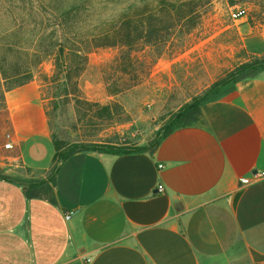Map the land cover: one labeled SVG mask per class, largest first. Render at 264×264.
<instances>
[{"label":"crops","instance_id":"1","mask_svg":"<svg viewBox=\"0 0 264 264\" xmlns=\"http://www.w3.org/2000/svg\"><path fill=\"white\" fill-rule=\"evenodd\" d=\"M233 22L222 30L236 26L246 55L263 57L264 29ZM40 98L30 85L6 94L14 152L1 167L10 175L54 166ZM202 113L154 153L72 154L56 173L55 203L0 179V264H264V72Z\"/></svg>","mask_w":264,"mask_h":264},{"label":"rangeland","instance_id":"2","mask_svg":"<svg viewBox=\"0 0 264 264\" xmlns=\"http://www.w3.org/2000/svg\"><path fill=\"white\" fill-rule=\"evenodd\" d=\"M24 1L0 0V48L18 43L26 50L30 48L32 54L37 53L36 43H39L38 38L46 28L36 25L33 13L20 9ZM35 1L55 6L51 9L53 15L61 10L78 13L79 16L69 23L78 25L83 22L84 32L102 23L110 24L130 3L140 9L147 4L152 7L160 5V0ZM71 3L79 5L78 8H70ZM235 5H244L248 10L244 17L254 26L264 29V0H237L235 4L229 0H212L200 8V22L188 36L184 39L174 37L167 44L151 74L122 92L112 93L109 90L131 81L132 77L120 70L115 62L119 52L116 48L95 49L88 55L89 64L79 78V91L71 85L70 93H64L63 87L53 81L56 68L53 57H46L45 54L41 55V62L38 56L28 57L27 65L34 69V74L31 81L22 86L30 85L38 90L53 138L63 141L67 147L70 144L124 142L147 145L172 113L193 97L207 92L214 82L246 62L245 58H248L247 61L252 59L241 47L243 42L236 26L222 30V22L234 23L229 13ZM50 23L48 32L52 30L55 19L51 18ZM229 41L235 46L234 56L228 47ZM151 50L158 53L159 49L153 46ZM139 51L144 58L149 49ZM1 55L0 49V68L11 72L18 60L13 56L6 57V61L1 60ZM14 82L0 72V168L8 161L7 156L14 152L13 148L5 147L6 134L11 132V121L2 101L3 92L6 97L10 91L7 88Z\"/></svg>","mask_w":264,"mask_h":264},{"label":"trees","instance_id":"3","mask_svg":"<svg viewBox=\"0 0 264 264\" xmlns=\"http://www.w3.org/2000/svg\"><path fill=\"white\" fill-rule=\"evenodd\" d=\"M211 1L160 0L159 7H152L147 4L141 9L136 4L130 3L124 7L120 16L110 24L102 23L98 27L84 32L83 22L78 25L69 23L70 20L79 16L78 13L61 10L59 14L53 15L51 9L55 6L51 7L35 0H25L20 9L33 13L36 17V25L41 28L45 27L46 30L40 34L39 43H36L37 53L31 54L30 48L26 50L18 43H10L7 47L0 48L2 51L1 60L6 61V57L10 56L16 57L18 60H16L17 62H15L11 72L3 69V67L0 68V72L2 71L7 77L15 80L7 90L22 86L31 81L34 74V69L27 65L28 57L30 55L38 56V61L41 62L42 56L45 54L46 57H53L55 62L53 81L62 86L64 93L68 95L71 85H74L75 91H79V78L89 64L88 55L92 51L100 48H116L119 52L115 62L120 70L132 76L130 79L132 82L127 81L123 85L110 87L109 90L112 93L122 92L151 74L154 64L162 56L167 44L174 37L184 39L185 36H188L200 22L202 17L200 8ZM229 2L235 4L237 0H229ZM78 6L76 3H71L70 8L77 9ZM51 18L55 19V23L52 30L48 32L47 29L51 26ZM153 46L158 47V53L151 50ZM140 49H149L144 58L140 56ZM261 72H264V56L252 57L250 61L241 63L214 82L207 92L193 97L172 113L167 122L158 130L156 137L147 145H129L128 142H124L117 144H70L67 147L63 141L54 138L57 152L54 166L46 176H13L0 168V179L22 185L28 198H45L55 203L56 173L60 162L72 154L83 150L114 154L154 153L163 139L176 129L198 124L203 116L202 105L206 101L215 99L226 91L235 88V85L240 81L257 77ZM2 96L3 107L7 110L4 92ZM257 258L259 261H264V257L257 256Z\"/></svg>","mask_w":264,"mask_h":264},{"label":"built area","instance_id":"4","mask_svg":"<svg viewBox=\"0 0 264 264\" xmlns=\"http://www.w3.org/2000/svg\"><path fill=\"white\" fill-rule=\"evenodd\" d=\"M247 8L244 6V5H235L231 8L230 10V17L232 19H239L241 17H244L247 15ZM6 138H7V141L5 143V147L6 148H12L13 147V143H12V134L11 133H7L6 134ZM161 167L163 166L162 164L160 165ZM261 176H264V171L260 173ZM243 181H246V179H244ZM163 189V188H161ZM72 217V213H67L66 214V218L69 219Z\"/></svg>","mask_w":264,"mask_h":264},{"label":"water","instance_id":"5","mask_svg":"<svg viewBox=\"0 0 264 264\" xmlns=\"http://www.w3.org/2000/svg\"><path fill=\"white\" fill-rule=\"evenodd\" d=\"M256 172H258V171H256ZM176 207L178 210H181L183 208V204L181 202H179V203H177Z\"/></svg>","mask_w":264,"mask_h":264}]
</instances>
